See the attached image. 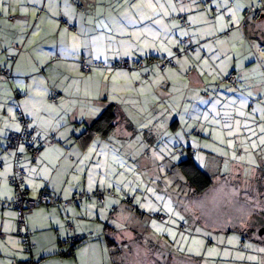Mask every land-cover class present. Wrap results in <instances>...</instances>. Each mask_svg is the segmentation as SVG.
Instances as JSON below:
<instances>
[{"label": "crops", "instance_id": "obj_1", "mask_svg": "<svg viewBox=\"0 0 264 264\" xmlns=\"http://www.w3.org/2000/svg\"><path fill=\"white\" fill-rule=\"evenodd\" d=\"M124 2L0 0V66L11 67L14 75L11 83H0V264H129L131 254L129 242L119 235L121 229L113 233L112 225L104 224L115 215L111 211L107 215V201L99 205L96 200L84 202L86 206L51 204L29 210L27 224L33 233L34 248L26 252L17 233L16 210L3 207L14 197L9 181L11 152L6 140L11 131L19 129V108L43 136L54 135L61 141L47 145L37 160L22 149L25 186L32 197L46 187L63 199L82 189L92 192L99 188L81 186L79 168L94 144L77 141L75 128L94 121L110 104L118 106L125 120L118 123L112 137H126V121L142 133L145 128L146 136L152 134L150 140L160 139L166 132L177 137L178 133L183 136L194 130L192 135L198 136L194 129L197 120L191 115L199 101L206 110L202 119L210 124L208 120L215 115L224 129L236 123L241 137L255 130L257 135L264 126V70L253 65L258 46L264 44V17L244 19L245 8H257L261 0ZM180 13L187 15L189 28L180 26ZM8 16H14V21ZM230 22L234 29L227 37L224 30ZM185 37L199 44V49L192 56L178 58L176 69L162 72L155 65H146L128 72L111 67L122 58L145 61L150 56L168 54L164 48L173 53ZM246 38L251 44L260 42L245 54H235L232 47L238 42L244 44ZM224 48L231 54L223 52ZM81 57L106 67H94L90 74H83ZM206 89L207 96L203 95ZM54 90L59 93L57 102L51 100ZM259 147L238 146L240 174L245 169L251 173L245 180L241 175L244 182L264 172V157L257 159L259 153L255 151ZM190 151L192 148H188ZM257 162L261 165H254ZM176 164L170 160L166 171L173 172V182L188 188ZM154 165L163 177L159 163ZM93 202L97 207L90 204ZM75 233L90 234L92 238L71 248L69 240ZM107 237L114 239L116 246L125 245L121 254L114 255Z\"/></svg>", "mask_w": 264, "mask_h": 264}, {"label": "rangeland", "instance_id": "obj_2", "mask_svg": "<svg viewBox=\"0 0 264 264\" xmlns=\"http://www.w3.org/2000/svg\"><path fill=\"white\" fill-rule=\"evenodd\" d=\"M100 3L110 4L112 0ZM257 41L251 44L246 38L244 44L238 42L232 47L233 52L245 54ZM258 49L253 65L264 70V44ZM199 102L191 115L197 120L194 129L198 136L192 135L194 130L183 136L178 133L177 137L166 132L160 139L150 140L152 134L126 130V137L94 139L92 153L83 158L79 168L81 186L107 187L118 194L110 203L106 200L107 215L109 206H117V211H111L115 215L104 224L121 229L119 235L131 246L129 264H264V240L256 230L264 226V172L247 183L243 180L251 173L245 169L240 174L242 169L238 168V162H242L238 146H261L255 148L257 159L264 157V126L257 135L255 130L250 136L241 137L236 123L224 129L215 115L208 120L210 124L202 119L206 110ZM188 148H192L199 166L214 178L213 186L198 197L173 182V172L166 171L170 160L178 164L189 157ZM155 163H159L163 177L154 168ZM223 177H227L226 181ZM90 204L97 207L96 202ZM168 257L174 262L167 261Z\"/></svg>", "mask_w": 264, "mask_h": 264}, {"label": "trees", "instance_id": "obj_3", "mask_svg": "<svg viewBox=\"0 0 264 264\" xmlns=\"http://www.w3.org/2000/svg\"><path fill=\"white\" fill-rule=\"evenodd\" d=\"M176 1H178V0H176ZM208 1H210V0H208ZM249 16H254L255 18L264 17V0H261V4L257 8H253V7L245 8L244 19L246 20L247 18H249ZM230 17L231 16H228V18H230ZM8 19L10 21H14L15 17L14 16H8ZM178 20H179V24L182 28L183 27L189 28L191 25L188 18H187V15L185 13H180L178 15ZM233 29H234L233 22L228 23L227 28L224 30L225 36L230 37L231 31ZM190 45L192 46V48H190L188 52H185L184 51L185 48L190 46ZM198 47H199V44L195 43L190 37H185L181 40V43L178 46L173 48V55H171V56L168 54H161L159 56H152V57L150 56L149 58H146L145 61L144 60H137V59H129L133 63L131 69H126V68H123L119 65L120 60L128 59V58H122L119 61L112 64L111 67L124 69V70H127L128 72H133V71H137V70L144 68L146 65H148V66L149 65L150 66L155 65V66H157V68L160 71L164 72L167 69L178 68V60L177 59L180 57L192 56V55L196 54L198 49H199ZM176 50H179L181 54L178 55ZM165 57H167L171 61L175 62L176 66L175 67L167 66L165 69H162L160 66V63L163 59H165ZM55 58L57 59V58H59V56H56ZM80 59H84L86 61V63L91 67V72L93 71L94 67H99V66L106 67V66H104L103 63H100V62L90 63L87 61V59L85 57H81ZM80 59H79V64H80V68H81ZM0 70L1 71H4V70L9 71L8 77L0 80V83L4 82L5 80H7L8 83H11L12 80L14 79V75H13L11 67L0 66ZM81 70H82V68H81ZM91 72L85 73L82 71V73L86 74V75L90 74ZM14 92H15V96H19L17 91H14ZM55 92H57V91L54 90L52 92L51 100H52V95ZM208 94H209V89H207V91L204 92L205 96H207ZM58 95H59V93H58ZM57 99H58V97H57ZM53 102H57V100L53 101ZM21 116L23 118H25V120H26L25 124L22 123ZM122 117L123 116H121V113L119 112L118 106L116 104H110V105L106 106L104 108V110L99 114V116L94 121H92L91 123H89V124L84 123V124H81L80 126L77 125V127L75 128L76 132L79 133L76 135L77 141L81 142L84 145H90L93 142V139L95 137H101L102 139L108 140L110 137H112V134L115 132L116 128L118 127V123L120 121H123V122L125 121L124 119H122ZM17 121L19 123V129L15 130V131H11L7 137V140H6V148L9 152H11V163H12V172H11V175L9 177V181H10V184L12 185L11 177L13 176L14 164L16 165V162H15L16 158L15 157H19L20 158L19 164L25 170V173H26V176L24 177V186H25V180L27 177V172H26L25 167L23 166L22 149L23 148L26 149L29 152L31 158L33 160H37L41 156L44 148L47 145L57 143L58 140L55 138L54 135H50L47 137L43 136L37 128H35L34 126H31L29 123V119L25 116V114L21 108H19L17 110ZM125 123H126V127L128 128L129 131H132V130L137 131L135 125L130 124L127 121ZM26 129L32 130L33 132H31V134L29 135L28 138L23 136V139H21V141H19V144L14 149H10L8 147V145L11 142L10 136L12 134H22V133H24V131ZM143 131H145L144 134L146 135L145 128H143ZM140 132H141V130H140ZM59 142H61V141H59ZM35 149L40 151V153L38 155H37V153H35ZM17 155H19V156H17ZM193 155H194V152L190 151L189 157L187 159L181 161L180 163L176 164V166L179 168V170L186 177V181L188 183L189 191L192 192L193 195L198 197V196H202L207 190H209L213 186L214 178L207 171L203 170L199 166V164L196 162ZM2 164H3V162L0 160V166H2ZM225 178H227V177H223V181H226ZM13 188H14V197L11 201H13L18 194L16 188L14 186H13ZM25 188L27 189L26 186H25ZM46 189L51 192V195L54 198H56L60 201V203L57 205H63V206H69V205L81 206L84 202H86V201L91 202L92 200H96L99 204L103 205V204H105L107 199H114V198L118 197V194L115 192V190H113L111 188H107V187H102V188L99 187V188H96L95 190H93L92 192H84L83 191L80 193H76L69 199H63V198L57 196L51 189H49L47 187L43 188L41 191L46 190ZM100 189H110L113 191L115 196L114 197H105L103 199V201H101L100 198L97 196L98 190H100ZM27 191H28V196H30L28 189H27ZM39 193L35 197H37L39 195ZM30 197H32V196H30ZM11 201H9V202H11ZM67 201H69L68 204L66 203ZM38 206H46V205L38 204L35 207H38ZM3 207L7 208L6 206H4V204H3ZM111 211L112 212L117 211V206H112ZM27 214H28V212H27ZM157 216H158V219H162L161 215H157ZM16 218H17V215H16ZM27 227H28V224H27ZM110 228L113 231L116 230V227L114 225H112ZM75 234H81L82 239L79 240L77 243H72L71 239H70L69 243L72 246L71 248H74L75 246H82L85 243H87L90 238H92V237H90V234H86V233L85 234L84 233H75ZM250 235H251V233H250ZM107 238L109 241V246L113 250H115L114 255L118 256L119 254H121L125 245H124V247H122V245L116 246L117 242L114 239H112L110 237H107ZM22 246H23V243H22ZM33 248H34V244H33ZM164 259L165 258H163L162 260H164ZM171 259H172L171 257H168V259H166V260L174 262V260H171ZM157 260L160 261L159 258Z\"/></svg>", "mask_w": 264, "mask_h": 264}, {"label": "built area", "instance_id": "obj_4", "mask_svg": "<svg viewBox=\"0 0 264 264\" xmlns=\"http://www.w3.org/2000/svg\"><path fill=\"white\" fill-rule=\"evenodd\" d=\"M190 48H192L191 45L186 47L184 51L188 52ZM176 52L178 55L181 54L179 50H176ZM80 63H81V68L83 72L85 73L91 72V67L86 63L84 59H80ZM119 65L123 68L131 69L133 63L129 59H122L120 60ZM160 66L162 69H165L167 66L175 67L176 63L171 61L169 58L165 57V59L161 61ZM8 75H9L8 70H4V71L0 70V80H2L3 78H7ZM57 97H58V93L55 92L52 95V100L56 101ZM21 121L23 124L26 123L25 118H23L22 116H21ZM31 132L33 131L26 129L24 133L22 134H12L10 136L11 142L8 145V147L10 149H14L19 144V141L23 139V136L28 138ZM35 153H37L38 155L40 151L35 149ZM15 158H16L15 159L16 165L14 164L13 176L11 177V182H12V185L16 188L18 194L13 201L11 202L6 201L4 203V206H6L7 208H13L16 210L17 212V218H16L17 233L22 239L24 249L27 252H30L33 248V243L31 241L32 232L27 227V212L29 210H32L38 204H44V205L59 204L60 201L54 198L51 195V192L47 189L41 191L37 197L28 196V191L24 186V177L26 176L25 170L19 164L20 158L19 157H15ZM97 196L100 198L101 201H103L105 197H114L115 194L110 189H100L98 190ZM66 203L68 204L69 201H67ZM68 225L70 228L72 227L71 222H68ZM81 239H82L81 234H74L71 238V242L77 243Z\"/></svg>", "mask_w": 264, "mask_h": 264}, {"label": "water", "instance_id": "obj_5", "mask_svg": "<svg viewBox=\"0 0 264 264\" xmlns=\"http://www.w3.org/2000/svg\"><path fill=\"white\" fill-rule=\"evenodd\" d=\"M256 230L257 235L264 240V226L258 227Z\"/></svg>", "mask_w": 264, "mask_h": 264}, {"label": "snow or ice", "instance_id": "obj_6", "mask_svg": "<svg viewBox=\"0 0 264 264\" xmlns=\"http://www.w3.org/2000/svg\"><path fill=\"white\" fill-rule=\"evenodd\" d=\"M221 19H222V17H221ZM164 51H167L168 52V55H170V56L173 55V53L171 52L170 49L164 48ZM261 130L264 131V129H261Z\"/></svg>", "mask_w": 264, "mask_h": 264}]
</instances>
